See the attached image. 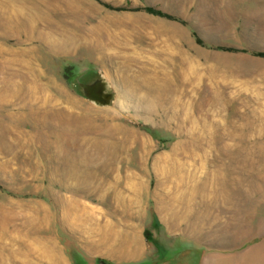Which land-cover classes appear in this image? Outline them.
<instances>
[{"label":"rangeland","instance_id":"rangeland-1","mask_svg":"<svg viewBox=\"0 0 264 264\" xmlns=\"http://www.w3.org/2000/svg\"><path fill=\"white\" fill-rule=\"evenodd\" d=\"M0 8L24 18L43 10L54 22L79 34L100 26L111 34L107 46L117 55L97 57L86 46L59 53L40 40L28 42L20 30L0 27V85L8 78L9 60H22L15 51L35 46L41 81H52L62 91L49 86L58 107L68 105L66 97H70L79 102L78 111L82 107L112 111L114 121L136 130L154 147L147 173L138 171L136 179L122 176L126 198L135 197L130 183L140 186L135 215L125 217L81 191V179L60 177L64 184L76 186L78 192L73 193L41 168L75 143L56 137L41 143L42 153L37 148L33 154L25 146L20 148L14 132L6 131L0 141V228L7 232L4 241L21 251L10 264L35 259L24 255L20 239L40 250L41 233L30 220L32 206L46 205L56 214L57 196L73 194L91 214L100 216L108 210L109 219L121 220L122 229L136 236L137 248L124 257L90 253L80 234L56 218L45 233L48 237L44 236L55 241L67 264H264V0H0ZM170 55L187 61L180 67L187 90L181 85L163 104L177 103L181 112L170 123L160 121L162 114L148 120L136 95L128 91L133 80L122 79L138 74L141 64L126 68L122 61L148 60L154 71H170L174 87ZM23 58L21 64L27 59ZM219 90L225 94L217 96ZM214 100L220 104L212 105ZM7 101L0 99L4 123L11 122L10 114L23 110ZM18 125L25 130L31 127L25 121ZM180 141L191 145L190 155L177 152L154 162ZM156 163L169 171L159 173ZM103 179L95 178L93 184L105 192L111 182ZM89 223L88 229L93 226Z\"/></svg>","mask_w":264,"mask_h":264},{"label":"bare ground","instance_id":"bare-ground-1","mask_svg":"<svg viewBox=\"0 0 264 264\" xmlns=\"http://www.w3.org/2000/svg\"><path fill=\"white\" fill-rule=\"evenodd\" d=\"M39 3L43 4L40 1ZM49 6L50 5H48V8ZM36 7L38 8V6ZM33 14H29L24 18L17 12L13 16L3 10L0 12V27L15 31L20 30L26 34V40L28 42L31 43L34 40H40L55 52L71 53L76 51L80 46H86L97 57H103V55H107L109 58L117 57L107 46L112 43L111 34L103 31L104 29L102 30L100 26H93L85 34H79L72 31L70 32L69 29L57 24L52 18H48L43 10H38L37 15ZM41 20L44 22H40ZM40 25H43V27ZM45 28H50V30L46 31ZM1 52L2 51H0V54ZM15 53L22 54L26 56L27 59L24 64H21L25 59L23 56L21 61V58L9 60V65L6 66L10 67V71L7 75L8 78H5L3 84L0 85V99L6 100L9 98L7 102L13 105H19L18 108L23 110L19 111V114H10L11 122H0V141L4 140L6 131H12L17 138L15 140H18L20 143V148L25 146L28 149V153L33 154L37 153V148H39L42 153L40 149L41 143L43 141L48 142L56 137L61 140L75 143L74 146L62 149V151L60 150L58 153L60 157L57 161L49 160L48 163L45 162L40 165L49 178H51L52 181H54V178L57 180L60 179V184L63 188L69 189L73 193L76 192V190L78 192V189L74 188L76 186L72 187V185L67 183L64 184L60 177H69L77 180L81 179L80 182H82V184L79 186L82 188L81 191L88 195H93L98 202L107 206L111 213L116 215L120 214L125 217L134 216V205H138L139 203L137 195L139 194L140 186H138V182L127 184L130 189H132L135 197L134 199L126 198L121 190L123 186L122 176L126 174L130 176V178L136 179L138 171L148 172V161L154 149L152 143L136 130L114 121L116 114L112 111H95L87 107H82V109L78 111L75 106L78 107L80 105L79 102L70 97H66L68 105L58 107V105H56L59 104L58 101L55 100L49 92V86L54 87L56 86L55 83L52 81L43 83L41 81V72L39 68L35 66V61L38 60V57L35 55L36 47L31 46L27 50L15 51ZM167 59L174 67V73L172 74V76L175 77L176 83L174 87L172 86V80L169 79L171 75L170 71L166 70L161 73L154 71L148 60L135 57H128V59L124 58L122 61V65H125L126 68H130L132 63L138 62L141 64L138 74L131 73L123 76L122 79L125 82L133 80V82H131L132 84H127L128 91L136 95L137 100L141 103V110L144 113V117L153 121L154 117L162 114L164 118L161 117L160 121L163 123L172 122V116L178 115L181 109L177 103L168 106L163 104L164 101L167 102L168 98L171 97L172 91L178 89L181 85L184 86V91L187 90L186 75L180 70V67L185 65L187 61L185 62L183 57H175L174 55H170ZM130 60H134L135 62ZM160 78L163 79L162 84L158 80ZM144 87H146L147 90L143 94L138 93V91ZM56 90L60 93L62 92L58 86H56ZM216 92H219L216 93L217 96H223L225 94L224 91L220 92V90ZM213 102L212 105L220 104V102L215 100ZM22 121L30 123L31 127L28 130L21 129L18 123H22ZM190 146L191 145L183 141L177 142L169 153H165L164 155L161 154V156L159 154V156L154 159V162L164 159L169 155L171 156L173 153L176 154L177 152L182 153V155H190L189 152L193 149L190 148ZM131 156H133V158ZM118 159H121V163L122 161L124 163L122 165H116ZM154 167L159 173H166V171H169L162 169L157 163ZM56 175L59 176L56 177ZM100 176L105 179H103L104 181L107 180L109 181L108 183L111 182L110 187L105 189V192L100 191L97 185L95 186L93 184V180ZM159 185H161V183L158 181L157 186ZM146 187L147 186L143 183L142 190L144 192L146 191ZM117 188H119V190ZM57 199L58 205H55L58 210L56 211L57 215L53 214L51 212L52 210L46 205L40 204L32 206L34 215L30 220L32 225L39 229L41 233V237L37 238L40 243V250L37 249V251L31 244L20 239L18 242L20 243L21 249L25 251L23 252L25 253L24 255H26V257L29 255L35 257L34 260H23L20 264H67L55 241L50 239L47 240L46 238L48 236L45 235V233L49 232L51 229H49V225L54 222L56 218L59 219L64 226L80 234L85 248L90 253H99L112 257H124L128 254L136 253V236L122 229L121 220L117 219L114 221L109 219L110 213L108 210L101 212L100 216H98L99 214H91L88 205L81 204L74 194L72 196L58 195ZM19 223L20 222H18V224ZM86 223H89V225L93 224V226L88 229ZM5 233L7 232L4 231V228H0V264L12 263V261H15L16 253L21 252L4 241Z\"/></svg>","mask_w":264,"mask_h":264}]
</instances>
